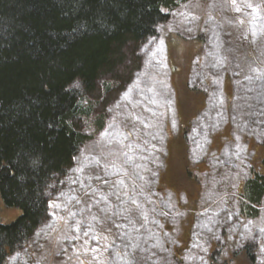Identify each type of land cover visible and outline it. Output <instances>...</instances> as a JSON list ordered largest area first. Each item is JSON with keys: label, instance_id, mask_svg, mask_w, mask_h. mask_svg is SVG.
I'll use <instances>...</instances> for the list:
<instances>
[{"label": "rangeland", "instance_id": "374dc122", "mask_svg": "<svg viewBox=\"0 0 264 264\" xmlns=\"http://www.w3.org/2000/svg\"><path fill=\"white\" fill-rule=\"evenodd\" d=\"M167 13L132 73L100 86L102 127L8 264H264V190L243 195L264 174V0ZM20 214L0 197L1 222Z\"/></svg>", "mask_w": 264, "mask_h": 264}, {"label": "trees", "instance_id": "16d2710c", "mask_svg": "<svg viewBox=\"0 0 264 264\" xmlns=\"http://www.w3.org/2000/svg\"><path fill=\"white\" fill-rule=\"evenodd\" d=\"M184 1L0 0V197L21 210L0 221V264L33 242L86 130L102 127L104 114L92 121L100 86L109 95L132 73L119 74ZM263 190L258 172L243 195L258 205Z\"/></svg>", "mask_w": 264, "mask_h": 264}]
</instances>
